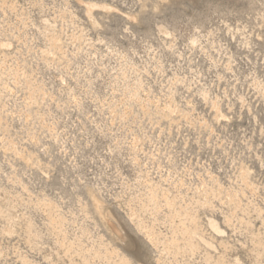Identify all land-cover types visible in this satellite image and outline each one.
<instances>
[{"label":"rangeland","instance_id":"1","mask_svg":"<svg viewBox=\"0 0 264 264\" xmlns=\"http://www.w3.org/2000/svg\"><path fill=\"white\" fill-rule=\"evenodd\" d=\"M122 28L156 31L175 55L148 44L129 57L105 40ZM188 33L185 50L177 35ZM256 74L264 0H0V264H156L146 217L231 183L208 162L212 133L264 160ZM132 177L144 189L135 198ZM202 223L229 232L221 214ZM179 245L173 234L168 250Z\"/></svg>","mask_w":264,"mask_h":264},{"label":"clouds","instance_id":"2","mask_svg":"<svg viewBox=\"0 0 264 264\" xmlns=\"http://www.w3.org/2000/svg\"><path fill=\"white\" fill-rule=\"evenodd\" d=\"M135 2L140 4L141 0ZM144 2L150 3L151 0ZM169 2L170 0H162V4ZM62 3L70 9L71 0H62ZM201 30L204 29L201 27ZM190 33L182 44L179 43L180 37L177 35L180 48L190 50L187 43ZM105 40L114 43L133 59H142L148 44L156 48L162 57L175 55L174 51H170L160 41L156 31L154 34H141L132 28L127 31L122 28L118 34L106 37ZM247 86L252 93L264 97V76L251 75ZM237 97L239 98V94ZM155 115L160 119L164 118L159 113ZM135 120L133 117V122ZM210 133L209 129L204 134ZM212 134L216 136L213 148L219 154H213L208 162L218 161L217 166L224 170L231 183L226 184L223 189L218 186L192 188L183 199L177 197L178 213H169L162 209L158 217H146L149 223L155 225L160 242L161 252L156 264H264V228L257 231L254 226L257 221L264 224V160L251 156L246 143L230 141L222 133ZM124 140L127 141V136ZM175 149L174 144H167L165 147L166 152L172 151L179 155ZM256 167H259L261 177L258 181L253 180L257 175L254 170ZM241 168L246 169V178L241 177ZM128 191L133 198L139 197L144 191L143 185L132 177ZM217 214L223 215L228 233L219 230L210 232L204 228V218ZM173 234L179 239L180 245L177 250L169 251L167 245Z\"/></svg>","mask_w":264,"mask_h":264}]
</instances>
